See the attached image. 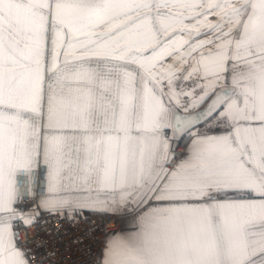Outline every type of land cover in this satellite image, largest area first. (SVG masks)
Returning a JSON list of instances; mask_svg holds the SVG:
<instances>
[{
    "label": "snow or ice",
    "instance_id": "snow-or-ice-1",
    "mask_svg": "<svg viewBox=\"0 0 264 264\" xmlns=\"http://www.w3.org/2000/svg\"><path fill=\"white\" fill-rule=\"evenodd\" d=\"M89 214L97 264H264V0H0V264Z\"/></svg>",
    "mask_w": 264,
    "mask_h": 264
},
{
    "label": "built area",
    "instance_id": "built-area-1",
    "mask_svg": "<svg viewBox=\"0 0 264 264\" xmlns=\"http://www.w3.org/2000/svg\"><path fill=\"white\" fill-rule=\"evenodd\" d=\"M61 224L57 218L51 227L60 229ZM117 228V220L112 215L100 217L89 214L75 225L64 223L65 231L54 239L55 264H97L104 234Z\"/></svg>",
    "mask_w": 264,
    "mask_h": 264
},
{
    "label": "crops",
    "instance_id": "crops-1",
    "mask_svg": "<svg viewBox=\"0 0 264 264\" xmlns=\"http://www.w3.org/2000/svg\"><path fill=\"white\" fill-rule=\"evenodd\" d=\"M117 220L118 228L114 231L107 232L103 236L104 244L116 239L117 237H122L127 235L131 230V223L128 221L121 220L120 218L114 216Z\"/></svg>",
    "mask_w": 264,
    "mask_h": 264
}]
</instances>
